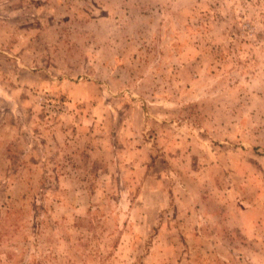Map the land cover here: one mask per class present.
<instances>
[{
    "label": "rangeland",
    "instance_id": "rangeland-1",
    "mask_svg": "<svg viewBox=\"0 0 264 264\" xmlns=\"http://www.w3.org/2000/svg\"><path fill=\"white\" fill-rule=\"evenodd\" d=\"M0 264H264V0H0Z\"/></svg>",
    "mask_w": 264,
    "mask_h": 264
}]
</instances>
